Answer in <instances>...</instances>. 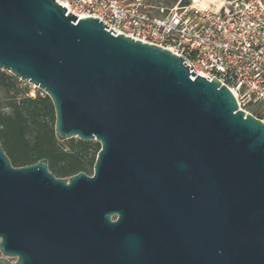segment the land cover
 Returning <instances> with one entry per match:
<instances>
[{
  "label": "water",
  "instance_id": "water-1",
  "mask_svg": "<svg viewBox=\"0 0 264 264\" xmlns=\"http://www.w3.org/2000/svg\"><path fill=\"white\" fill-rule=\"evenodd\" d=\"M54 0H0V71L42 90L91 176L13 167L0 264H264V123L183 59ZM185 62V61H184Z\"/></svg>",
  "mask_w": 264,
  "mask_h": 264
},
{
  "label": "built area",
  "instance_id": "built-area-1",
  "mask_svg": "<svg viewBox=\"0 0 264 264\" xmlns=\"http://www.w3.org/2000/svg\"><path fill=\"white\" fill-rule=\"evenodd\" d=\"M54 1L78 19L97 18L115 35L170 51L189 73L226 86L240 110L264 123V0L218 7L210 0H177L170 7L147 0Z\"/></svg>",
  "mask_w": 264,
  "mask_h": 264
},
{
  "label": "trees",
  "instance_id": "trees-1",
  "mask_svg": "<svg viewBox=\"0 0 264 264\" xmlns=\"http://www.w3.org/2000/svg\"><path fill=\"white\" fill-rule=\"evenodd\" d=\"M172 1L175 3L177 0ZM210 1L218 4L217 7L223 3V0ZM187 2L183 0V3ZM16 80L7 72L0 71V90L8 94L2 108L6 111L0 108V145L11 165L23 167L46 160L48 170L56 178H69L78 173L91 176L100 144L78 139L58 141L50 99L46 94L19 96Z\"/></svg>",
  "mask_w": 264,
  "mask_h": 264
},
{
  "label": "rangeland",
  "instance_id": "rangeland-1",
  "mask_svg": "<svg viewBox=\"0 0 264 264\" xmlns=\"http://www.w3.org/2000/svg\"><path fill=\"white\" fill-rule=\"evenodd\" d=\"M148 1H149L148 4H151V5L156 4V5L166 6V7H170L174 3V1H172V0H148ZM215 5H218V4H215ZM15 85H16V88L19 92V96L34 97L36 95H40V96L44 95V92L42 90H40L39 88L33 89L26 81H21V80L17 79ZM32 92L34 94L33 96H32ZM11 94H12V92L10 93V95ZM7 96H8V94H6L5 91L0 90V108L1 109L4 106V103L6 101ZM2 110H4V109H2ZM4 111H6V110H4ZM0 258L7 260L11 263L16 262V258L5 257L1 254H0Z\"/></svg>",
  "mask_w": 264,
  "mask_h": 264
},
{
  "label": "bare ground",
  "instance_id": "bare-ground-1",
  "mask_svg": "<svg viewBox=\"0 0 264 264\" xmlns=\"http://www.w3.org/2000/svg\"><path fill=\"white\" fill-rule=\"evenodd\" d=\"M223 3H224V1H223ZM223 3H222V4H223Z\"/></svg>",
  "mask_w": 264,
  "mask_h": 264
}]
</instances>
